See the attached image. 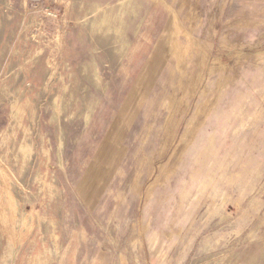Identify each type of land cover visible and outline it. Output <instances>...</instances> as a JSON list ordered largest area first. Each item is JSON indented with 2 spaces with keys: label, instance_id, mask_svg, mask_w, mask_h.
<instances>
[{
  "label": "rangeland",
  "instance_id": "obj_1",
  "mask_svg": "<svg viewBox=\"0 0 264 264\" xmlns=\"http://www.w3.org/2000/svg\"><path fill=\"white\" fill-rule=\"evenodd\" d=\"M0 264H264V0H0Z\"/></svg>",
  "mask_w": 264,
  "mask_h": 264
}]
</instances>
